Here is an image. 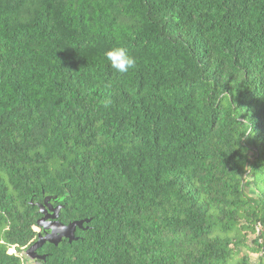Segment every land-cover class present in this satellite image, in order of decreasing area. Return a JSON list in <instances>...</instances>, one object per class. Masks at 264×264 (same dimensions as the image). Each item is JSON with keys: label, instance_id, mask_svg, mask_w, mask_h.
I'll return each instance as SVG.
<instances>
[{"label": "trees", "instance_id": "trees-1", "mask_svg": "<svg viewBox=\"0 0 264 264\" xmlns=\"http://www.w3.org/2000/svg\"><path fill=\"white\" fill-rule=\"evenodd\" d=\"M0 264H264V0H0Z\"/></svg>", "mask_w": 264, "mask_h": 264}, {"label": "water", "instance_id": "water-1", "mask_svg": "<svg viewBox=\"0 0 264 264\" xmlns=\"http://www.w3.org/2000/svg\"><path fill=\"white\" fill-rule=\"evenodd\" d=\"M50 200L51 196H46L43 199V203L38 205L39 212L42 214V216L37 219L36 224L44 230H47V232H45L43 235H38L37 240L27 248L26 253L30 258L43 259L44 255H39L36 252V250L41 247V245H43L45 242L58 245L63 237L67 238L69 241L74 239L75 229L77 227L81 228L83 222L88 221L87 219H81L73 220L66 224L61 223L57 220L58 211L60 210L61 206L57 205L55 207H51L49 203ZM47 207L50 211L49 214H46Z\"/></svg>", "mask_w": 264, "mask_h": 264}, {"label": "clouds", "instance_id": "clouds-1", "mask_svg": "<svg viewBox=\"0 0 264 264\" xmlns=\"http://www.w3.org/2000/svg\"><path fill=\"white\" fill-rule=\"evenodd\" d=\"M104 57L107 60V62L110 64L111 68L120 74L127 73L129 70L134 69L136 66V63H137L136 58L133 55H131L126 50L125 47L119 46V45H114V46L106 49L104 52ZM101 102H102L104 107H106V108L109 107L113 103V101L111 99V95L110 94L104 95ZM38 228L41 229V227H39V226H38ZM28 247H21L20 254L26 256L29 259H33V258H30L26 253V250ZM8 251L10 253H14L15 249H14V247H12ZM36 252H37V250H36ZM39 255H43V254H39Z\"/></svg>", "mask_w": 264, "mask_h": 264}, {"label": "flooded vegetation", "instance_id": "flooded-vegetation-1", "mask_svg": "<svg viewBox=\"0 0 264 264\" xmlns=\"http://www.w3.org/2000/svg\"><path fill=\"white\" fill-rule=\"evenodd\" d=\"M49 203H50V205H51V207H55V206H57V205H59L57 202H55V201H52V199L49 201ZM60 206V205H59ZM61 209V208H60ZM59 212H60V210L58 211V216H57V220L58 221H60L61 222V220H59ZM50 213V211H49V209H48V207H47V212H46V214H49ZM42 216V215H41ZM40 216V217H41ZM47 220H49V219H47ZM61 223H63V222H61ZM63 224H66V223H63ZM45 232H47V230H44L43 228H41V230H40V234L39 235H43V234H45ZM75 232V231H74ZM63 238H65V237H63ZM62 238V239H63ZM61 239V240H62ZM60 243V242H59Z\"/></svg>", "mask_w": 264, "mask_h": 264}, {"label": "rangeland", "instance_id": "rangeland-1", "mask_svg": "<svg viewBox=\"0 0 264 264\" xmlns=\"http://www.w3.org/2000/svg\"><path fill=\"white\" fill-rule=\"evenodd\" d=\"M36 228V227H35ZM251 257L254 258L255 257V253L251 252L250 253Z\"/></svg>", "mask_w": 264, "mask_h": 264}, {"label": "built area", "instance_id": "built-area-1", "mask_svg": "<svg viewBox=\"0 0 264 264\" xmlns=\"http://www.w3.org/2000/svg\"><path fill=\"white\" fill-rule=\"evenodd\" d=\"M11 251V250H10Z\"/></svg>", "mask_w": 264, "mask_h": 264}]
</instances>
